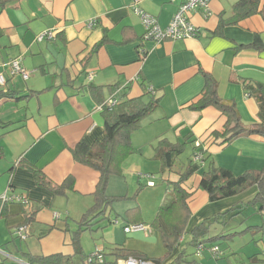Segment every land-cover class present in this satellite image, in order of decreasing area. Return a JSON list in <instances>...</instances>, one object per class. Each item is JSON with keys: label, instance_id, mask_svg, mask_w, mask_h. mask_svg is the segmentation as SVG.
I'll return each instance as SVG.
<instances>
[{"label": "crops", "instance_id": "crops-1", "mask_svg": "<svg viewBox=\"0 0 264 264\" xmlns=\"http://www.w3.org/2000/svg\"><path fill=\"white\" fill-rule=\"evenodd\" d=\"M235 1L208 0L206 8L187 13L198 28L195 36L161 40L141 39L145 27L133 7L153 16L157 25L165 28L182 0H136V3L134 0H14L0 10V74L5 80L0 90L14 91V97L0 99V120L6 124L0 126L3 151L0 200L3 195L21 198L7 201L3 206L6 216L0 217V256L30 264L26 253L43 256L74 253L71 230L77 228L76 222L93 203L91 193L98 173L76 162L70 148L82 137L91 143L103 135L102 115L96 110L98 103L90 94L89 86H101L104 99L113 95L108 90L109 85L116 86L114 94L125 93L132 98L141 94L137 81L143 77L149 88L161 95L158 107L140 121L131 135L137 148L134 154L141 155L134 161V170L154 175L158 174L154 148L160 138L166 137L172 142L190 138L201 142L211 131L221 130L225 122V117L213 106L200 111L189 108L200 98L204 85L202 72L211 74L217 81L221 98L235 102L246 127L259 120L257 102L247 94L241 82L248 79L264 84V49L249 46L256 37L264 43L263 18L254 14L236 24L224 25L221 33H215L219 15L224 13L229 17ZM92 20L94 24L89 27ZM51 28L55 35H61L36 40L38 33ZM105 33L107 41L91 52ZM142 50L145 54L141 59ZM14 58H19L29 73L28 78L12 73L10 61ZM212 141L210 138L203 143V149L210 152L216 165L234 175L261 169L264 165V138L259 135H240L224 146ZM192 152L193 145H187L188 157ZM188 157L184 161L178 157L175 168H183ZM28 164L39 168L54 184H61L71 176L73 189L62 195L53 194L38 185ZM205 168L204 162L182 184L191 194L188 199L191 213L178 247L190 239L189 232L197 223L241 206L256 191L254 186L238 195L210 202L198 187ZM125 175L124 170L121 176L124 180ZM168 177L175 181L178 174L170 173ZM142 178L147 180L137 177V182L148 183L150 188L158 185L153 175ZM112 183L113 187L119 186L118 182ZM125 183L130 187L128 180ZM110 193L124 195L116 191ZM125 194L128 195V191ZM130 201L135 203L133 200L125 202ZM120 202L113 203L111 210L121 212L116 213L120 216L126 209L138 205L146 230H124L126 235L122 241L107 230L108 244L111 247L122 244L152 258L161 256L165 248L160 233L150 227L155 217L147 220L146 208L139 202L134 205ZM0 204L2 206V200ZM237 214L229 216L227 213L224 219ZM111 220V223L116 222ZM158 222L165 227L163 220ZM21 226L25 227L23 240H33L31 246L26 243L21 247L17 243L20 238L17 229ZM3 260L0 257V264H4Z\"/></svg>", "mask_w": 264, "mask_h": 264}, {"label": "trees", "instance_id": "trees-1", "mask_svg": "<svg viewBox=\"0 0 264 264\" xmlns=\"http://www.w3.org/2000/svg\"><path fill=\"white\" fill-rule=\"evenodd\" d=\"M14 0H0V10ZM259 14L264 20V0H237L232 5V12L229 17L224 13L219 15L218 26L215 33H221L222 27L227 24H236L240 20L251 15ZM126 31L124 29V35ZM56 34L55 36H60ZM144 39V33L141 37ZM107 41V33L103 38L95 44L91 52H95L104 42ZM255 49H264L262 43L257 37L250 44ZM145 51L139 52L142 59ZM204 76V85L200 93V98L189 105L191 110L200 111L207 106H213L220 111L225 117V122L221 130H213L201 140L200 145L196 146L195 141L190 138H184L183 141L172 142L166 137L160 138L154 148V159L160 163L161 179L165 182L168 188V200L163 205L158 207L155 218L150 222V227L160 233V238L165 252L158 257H148L145 253L129 250L124 245L118 244L109 247L108 252L99 251L101 259H93L88 261V257L92 254H85L80 243V233L84 230H92L95 223L103 218H107L109 222L113 203L136 200V192L133 195H109L106 193V188L110 177L123 176L122 163L124 160L137 151L132 142V133L138 129L140 121L150 115L159 105L161 95L156 94L151 90L148 84L145 83L143 77H139L137 84L140 87L141 94L137 97H128L127 94L116 95L113 92L116 86L109 85L108 90L117 99V104L112 108L104 107L100 112L103 119V135L101 139L88 143L85 138H80L73 147L70 148L73 159L85 166L90 167L98 173V180L94 191L91 193L93 198L92 205L82 214L81 218L76 222L77 228L71 230V241L74 249L72 255H62L60 253L51 254L48 256L26 253L27 261L30 264H118L119 259H125L129 256L141 259L152 260L155 264H181L185 252L180 250L173 259L171 258L174 249L176 248L180 237L186 229L188 219L190 217V209L188 207V199L191 194L187 192L182 184L190 178L202 165L206 163V168L201 174L199 181V189L207 194L208 201H216L223 198L238 195L251 187H256L254 195L241 206L230 208L228 211L221 212L214 217L206 218L197 223L189 232L190 239L188 244L196 248V255H200L203 251L209 252L210 247L218 246L215 241L220 239H232V237L242 231L220 230L217 233H212L216 229V225L225 224L224 216L229 213V216L239 213L238 210L242 206L253 205L259 210H264V165L261 169H250L239 175H234L227 168L218 166L213 161L210 152L203 149V143L210 138L212 143L218 146L227 145L235 137L240 135H259L264 138V84L260 82H252L251 80H242L244 90L248 95L255 98L258 106L259 120L246 127L240 118L234 101L225 100L218 94V83L214 77L202 72ZM14 91L7 89L0 90V99L4 97H14ZM89 92L98 104L104 102L101 86H89ZM28 96V95H27ZM27 96H24L25 98ZM6 124L0 120V126ZM193 145V152L186 162V165L179 170L175 168L178 157L185 151L187 145ZM195 154H200V160L194 159ZM3 151L0 147V157ZM21 163V162H20ZM24 163V162H22ZM24 165V164H23ZM26 165V164H25ZM28 167L33 171L38 185L45 187L55 195L65 194L66 190L73 189V178L68 176L61 184H54L46 178L39 168L28 164ZM170 173L178 174V179L172 181L169 179ZM139 177H146L145 174ZM1 201V200H0ZM0 204V217L6 216L5 205ZM109 208V209H108ZM124 221V228L129 225L145 224L142 218L141 210L138 205H134L125 210L120 215ZM159 219L163 220L165 227L159 225ZM258 228L259 226H255ZM259 229V228H258ZM198 245H201L202 250L197 254ZM218 256H212L215 259L220 258V250H217ZM105 257H110L109 259ZM250 264L264 261L258 257V253H254L248 258Z\"/></svg>", "mask_w": 264, "mask_h": 264}, {"label": "rangeland", "instance_id": "rangeland-1", "mask_svg": "<svg viewBox=\"0 0 264 264\" xmlns=\"http://www.w3.org/2000/svg\"><path fill=\"white\" fill-rule=\"evenodd\" d=\"M133 154L134 153L128 156L130 157V159L127 157L122 163V169L123 171L125 170L127 174L125 175V180H128L130 187H127L128 183L126 184V181L122 177L112 176L109 180L110 182H108L109 186L107 185L106 193L110 195V192L114 193L116 191V193L118 194H125V192L128 191V195H133L135 194L137 189L140 188L138 192H136V195H134L136 197V200L133 201H135V203L139 202L142 206L146 208V219L151 220L155 217L154 215H156L158 207L166 203L168 200V196L167 194H165L166 192L164 190L165 185L161 181L162 176L161 173H159L160 163L157 160L158 174L156 175L150 174L149 171L146 172L145 170H134V161H136V158L139 159L141 155ZM188 155L189 153L186 154L185 151H183V153L179 157L181 160L184 161L188 157ZM151 166L154 167L153 165ZM142 173L146 175L145 178H147V176L151 177V175H153L152 179H155L158 185L153 188H150L148 183H143V181L147 179L139 177V175L141 176ZM137 177L143 180L141 181V184L137 182ZM114 181L118 182V187H113L114 183L112 182ZM163 198L165 200H163ZM124 202L125 201L120 202L119 204H135L132 201L127 203ZM241 209L242 210H238L240 212L234 218L229 217L226 219V224H224L225 226L218 227L212 231V233H217L222 229H230V231H242L234 235L232 239H220L218 241H215V244L220 250L219 259H215L210 256L206 250L203 251V253H201L200 255H196V248L190 246L187 243L188 240H184L182 244H179V247L177 246V250L172 253V259L180 250H183L185 252L183 256V262H181V264H250L248 263V258L254 253H258V257L262 258L264 255V210H259L258 205L253 206L251 204L242 206ZM116 213L119 212L113 210V208L111 211H108V214H110L111 219L116 220L115 223H111L107 218H103L93 225L92 230H84L80 233V243L83 247V251L85 254H89L95 249L108 252V248L110 246L108 243L110 242H107V239L105 237L107 235V230H111V232H114L115 235L121 238V241L124 240V236L126 235L124 233L123 228L124 221L120 216L116 215ZM100 226L104 227L102 228ZM255 226H259V229ZM186 237L188 238V236ZM17 241V243H20L21 247L26 246V243L28 246H31L33 243V240H28L27 242H25L23 239L20 238H17ZM0 257L4 259V264H21L20 262L14 261L10 257L4 258L2 255ZM256 264H264V261L257 262Z\"/></svg>", "mask_w": 264, "mask_h": 264}, {"label": "built area", "instance_id": "built-area-1", "mask_svg": "<svg viewBox=\"0 0 264 264\" xmlns=\"http://www.w3.org/2000/svg\"><path fill=\"white\" fill-rule=\"evenodd\" d=\"M136 3V0H134ZM208 0H182L181 4L177 12L174 14L173 18L171 19L170 23L165 28H160L156 20L153 16L149 15L148 13L143 12L138 7H133L134 12L137 13L140 17L141 23L145 27L144 31V39L149 40H161L164 38H171V39H184L187 37H193L197 34L198 28L188 19L187 13L193 11L197 8H206ZM94 24V20L88 23V26ZM55 36V30L53 28L46 29L36 35V40L40 41L45 38L53 39ZM12 73L19 74L23 79L28 78L29 73L22 67L20 64L19 58H14L10 61ZM5 82L3 76L0 74V85H3ZM117 104V99L114 95H111L109 98L105 99L104 102L97 104L96 110L101 111L104 107L112 108ZM196 146L200 145V142H195ZM201 155L195 154L194 159L200 160ZM21 198L17 196L8 197L3 195L1 200L2 202L7 201H19ZM125 232H132L136 230H146V227L143 224L137 225H129L124 228ZM17 236L21 239H25V227L21 226L17 229ZM202 250L201 245H198L197 254H200ZM218 248L216 246L210 247L209 252L212 256H218L217 253ZM101 254L99 250H95L92 252L90 257H88V261L93 259H101ZM118 264H155L152 260L148 259H141L135 257H127L125 259H119L117 261Z\"/></svg>", "mask_w": 264, "mask_h": 264}]
</instances>
